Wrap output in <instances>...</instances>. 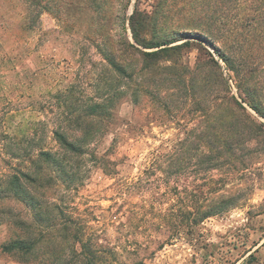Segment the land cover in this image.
I'll list each match as a JSON object with an SVG mask.
<instances>
[{
    "label": "rangeland",
    "instance_id": "rangeland-1",
    "mask_svg": "<svg viewBox=\"0 0 264 264\" xmlns=\"http://www.w3.org/2000/svg\"><path fill=\"white\" fill-rule=\"evenodd\" d=\"M248 5L261 9L264 1L63 0L61 22L44 12L29 34L15 29L6 48L24 46L26 39L30 47L10 52L16 68L0 65V175L32 167L27 152L34 156L39 148L60 151L51 130L57 105L69 96L58 97V90L71 88L73 101L100 100L98 88L113 81L102 54L129 34L128 18L136 8L149 13L155 6L160 10L153 16L158 31L148 33L149 38L176 37V31L185 34L162 61L174 74L211 64L212 59L228 91L215 67L211 84L197 75L195 85L188 76L178 95L140 91L137 103L133 100L136 84L129 82L114 109L118 119L109 115L103 119L93 154L78 163L77 180L58 177L52 185L46 179L33 183L34 198L30 201V195H21L31 205L13 194L0 201L6 211L0 212V218L9 221L0 222V264H38L20 263L16 255L1 250V244L19 232L10 221L16 216L30 223L39 245L55 242L48 216L55 223L57 216L62 218L59 222L70 220L77 239L57 238L60 243L77 250L83 243L99 248L108 256L106 264H264V116L247 103L242 104L246 115L226 114L228 108L220 99L216 108L222 117L217 122L227 130L206 127L216 119L207 116L211 94H232L240 101V93L248 88L264 111V21L248 28L247 20H240L241 9ZM212 14L216 20L208 19ZM217 49L238 55L246 69L256 64V70L242 68L236 77ZM234 121L238 123L230 125ZM245 126L249 133L242 132ZM210 132L232 135L236 143L232 152L225 151L226 159L217 169H207L204 158L208 152L202 141ZM95 156L112 165L108 161L99 167ZM46 171L54 175L52 167ZM211 181H217L218 187L209 193ZM194 188L202 190L199 199L222 197L227 202L221 213L190 228L185 224L192 219L188 200ZM68 259L75 264L77 258Z\"/></svg>",
    "mask_w": 264,
    "mask_h": 264
},
{
    "label": "trees",
    "instance_id": "trees-1",
    "mask_svg": "<svg viewBox=\"0 0 264 264\" xmlns=\"http://www.w3.org/2000/svg\"><path fill=\"white\" fill-rule=\"evenodd\" d=\"M260 1L262 2L264 0ZM61 2L63 5V0H0L1 66L9 63L12 68H16V66H14L15 64H13V60L8 57L10 56V52H17L21 47H24V49L30 47L28 46L30 43H28L26 39L24 40L25 43H23L24 46L17 44L9 49L6 48L9 39L15 36V29L19 28L21 33L29 34L35 29V26L41 23V15L44 12L51 13L58 22H61ZM251 5L241 9L240 20L242 19V22L247 20L249 24L248 28H254V24L257 21H264V7L262 6L261 9H258V6ZM159 11L158 6H155L151 13L139 10L138 8L134 9L128 18L129 34H125L121 40L117 41L112 51L110 49L108 52H103L102 57L110 66L113 74V81L112 84H109L106 88L105 86L98 88L100 100L91 98L80 102L77 100L73 101L71 88H66L64 91L61 89L58 90V97L62 94H68L67 96H69V99L57 105L58 113L53 119L55 126L51 130L53 139L56 141L60 151L39 148L34 156H31V153L27 152L28 156L26 158L30 164H32V167H26L23 170L19 169L17 172L12 173H1L0 201L6 198L9 199L8 197L13 194L16 200L22 201L21 199H24V203L31 205L29 201L25 200V196L30 195V201L34 198L33 194L36 192H34L33 183H41V180L46 179L52 185L53 181L56 182V180H58V177H63L66 180L72 181L77 180L78 163L83 160L86 155L93 154V152L90 151L94 150L93 146L101 136L99 132L103 119L106 115H109L114 121L118 119V117L114 115V109L119 99L126 93V90L129 89V82L130 84L131 82H135L136 84L137 88L134 87L133 90V92L135 91L133 100L137 103L139 99L138 93H140V91H144L145 93L153 91L157 95H162L163 97L175 94L178 95L180 89L185 85H182V83L188 76L195 85L197 84V75L203 76L211 84V78L213 76L211 68L215 67L217 75L219 74V77H221L228 91V86L222 77L220 67L216 61L214 62L212 59H210L211 64L206 62L204 63L205 65H197L192 70L186 69L185 72L178 74H174L173 71H171L170 65L166 63L163 64L162 61L167 57V53L175 50L179 46L172 44L179 41L182 38L181 36L185 34L180 35L182 32L176 31V37L165 34L161 37L149 38L147 36L148 33H156L158 31L159 24L153 20V16H157ZM208 19L211 21L214 20L215 15H209ZM37 29L40 31V28L37 27ZM246 41L249 42L250 40L246 39ZM146 49L149 50L147 51ZM115 52H119V54L127 52V55L121 56ZM217 52L224 60L228 70L232 71L234 75L238 77L240 70L246 67H244L245 63L241 61L242 59L235 53L227 54L221 50ZM135 61L141 65L138 66L134 63ZM250 64L247 69L245 68L246 72L256 70V67H253V65L256 64ZM140 87H142L143 90L140 89ZM150 87L153 88L149 90ZM190 87L192 89V95H194V98H197L194 94V86L191 85ZM237 87L240 89L239 86ZM163 89L166 91H163ZM249 91L248 88L242 90V94L240 93V101L232 94L226 96H220L217 93L211 94L209 96L210 109L207 112V116L208 118L212 117L216 119L207 123V130H215L217 125L220 126V130H227V128H224V124L217 122V119L222 117L221 114L217 112L216 108V102L220 99H222V102L228 108L225 111L226 114L234 115L240 112L242 115H246V109L242 104L247 103L250 108L264 116V111L260 108V104L255 100L254 96H249ZM192 100L195 105L199 104L197 99ZM40 122L41 121L38 120L35 124H39ZM234 122L235 123H230V125L234 126L238 123L236 121ZM34 131L33 134H36L37 130L35 129ZM245 131L249 133L250 128L245 126V130L242 132ZM232 137V135L222 136L215 132L205 134L202 143H204V146L208 149H206L208 153L204 155V158L207 160V169H217L221 167L223 160L226 159L224 154L225 151L232 152L236 147V143ZM108 161H101V158L95 156V162H97V164L99 163V167L104 168ZM108 164L112 165V161H109ZM48 166L54 169V175L46 171ZM215 182H210L212 186H208V191L217 189L218 186L214 184ZM201 191L202 190L194 188L195 194L192 195L193 198L191 200H188L189 203H191L189 204L190 210L188 216H192V219L186 222L185 225L187 227H195L205 218L221 213L224 210V205H226L227 199L222 197L210 199L201 197L199 199L197 193ZM209 193H211V191ZM206 200L208 201L205 202ZM1 207L2 205L0 206L1 215H5V208ZM43 211L48 213L46 208H44ZM41 217L42 214L40 212V218ZM5 220L6 219L3 217L0 218V222H4ZM47 220L48 222L52 221L49 223L51 228L50 232H54L53 234L55 235L54 237L52 236L51 239H54L53 241L55 242H51V244L48 242L46 245L42 243V245H39V241L41 240L32 237L30 223L23 217L16 216L14 220L10 221L18 228L19 232L9 241L2 243L1 250L16 255L20 263L37 261L36 263L38 264H70L68 258L76 257L75 264L81 260L84 261L85 264H93L94 262L95 264H106L108 256L99 248L90 249L83 243L77 250L74 246L68 248V246L64 247L63 244H61L62 242L60 243L58 240L59 238L61 241L71 238L77 239L76 235L78 232L73 228L71 230L68 224L70 220L68 223H64V221L59 222L62 220L60 216H57L56 223L54 222V217L48 216ZM7 221L8 220H6V222ZM172 235L173 234H170L168 239H171ZM39 257H41L40 260ZM71 264L73 263L71 262Z\"/></svg>",
    "mask_w": 264,
    "mask_h": 264
}]
</instances>
